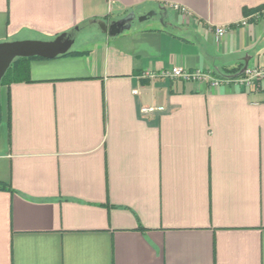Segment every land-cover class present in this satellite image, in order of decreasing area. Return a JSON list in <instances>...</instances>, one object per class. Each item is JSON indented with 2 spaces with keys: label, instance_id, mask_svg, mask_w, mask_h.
Instances as JSON below:
<instances>
[{
  "label": "crops",
  "instance_id": "crops-1",
  "mask_svg": "<svg viewBox=\"0 0 264 264\" xmlns=\"http://www.w3.org/2000/svg\"><path fill=\"white\" fill-rule=\"evenodd\" d=\"M261 9L0 0V43L76 39L0 85V264H264V80L144 76L263 67L264 15L241 24ZM151 10L114 37L97 24Z\"/></svg>",
  "mask_w": 264,
  "mask_h": 264
},
{
  "label": "water",
  "instance_id": "water-1",
  "mask_svg": "<svg viewBox=\"0 0 264 264\" xmlns=\"http://www.w3.org/2000/svg\"><path fill=\"white\" fill-rule=\"evenodd\" d=\"M157 14L156 10H151L149 13L137 16L135 11L129 12L126 16L107 22L105 20L97 21L98 27L103 33L108 34L110 37L117 36L126 30H130L133 22L138 18L140 21ZM163 22V18H161ZM78 29V27H76ZM76 39L72 33L64 32L56 36L54 39L41 40V39H24L5 41L0 43V85L3 77L8 69L11 67L15 59L20 57H44L55 58L59 55L68 53ZM249 60L245 59V64L240 73L234 77H239L244 73L248 67Z\"/></svg>",
  "mask_w": 264,
  "mask_h": 264
},
{
  "label": "built area",
  "instance_id": "built-area-1",
  "mask_svg": "<svg viewBox=\"0 0 264 264\" xmlns=\"http://www.w3.org/2000/svg\"><path fill=\"white\" fill-rule=\"evenodd\" d=\"M174 8L180 9L183 12L187 13L185 8H181L179 5H173ZM264 15V9L256 11L255 13L244 17L241 21L242 25H247L251 19L260 18ZM228 27L226 26H217L215 27V32L219 38L223 37L227 33ZM149 78H171V79H183L185 81H200V82H209L212 87H218L223 83L235 82L236 85L241 87L253 88L255 87L258 81L264 80V66H248L246 71L242 76L239 77H219L213 75L211 72H206L202 70L189 71L183 67H172L170 69H165L160 72H150L144 75ZM154 110L152 107H144L143 111L149 112Z\"/></svg>",
  "mask_w": 264,
  "mask_h": 264
},
{
  "label": "trees",
  "instance_id": "trees-1",
  "mask_svg": "<svg viewBox=\"0 0 264 264\" xmlns=\"http://www.w3.org/2000/svg\"><path fill=\"white\" fill-rule=\"evenodd\" d=\"M70 53V52H68ZM74 53V52H73ZM30 58H37L35 57H20L14 60L12 63L11 67L8 69L6 72L5 76L2 79L1 85H6L11 83L12 81H18V80H28L29 79V71H28V66L25 64L27 60ZM243 63L236 68H233L229 70L228 72L230 73L229 76L234 77L240 73V71L243 68ZM243 73L240 75L242 76Z\"/></svg>",
  "mask_w": 264,
  "mask_h": 264
},
{
  "label": "rangeland",
  "instance_id": "rangeland-1",
  "mask_svg": "<svg viewBox=\"0 0 264 264\" xmlns=\"http://www.w3.org/2000/svg\"><path fill=\"white\" fill-rule=\"evenodd\" d=\"M134 23H135V25H138L139 19H136V21ZM84 32H86V31H84ZM84 32H83V34H84ZM74 47H75V45H74Z\"/></svg>",
  "mask_w": 264,
  "mask_h": 264
}]
</instances>
